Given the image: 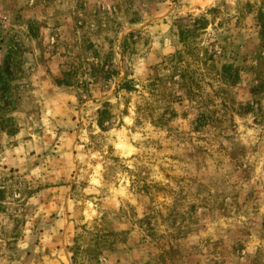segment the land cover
I'll list each match as a JSON object with an SVG mask.
<instances>
[{
  "label": "rangeland",
  "instance_id": "obj_1",
  "mask_svg": "<svg viewBox=\"0 0 264 264\" xmlns=\"http://www.w3.org/2000/svg\"><path fill=\"white\" fill-rule=\"evenodd\" d=\"M0 264H264V0H0Z\"/></svg>",
  "mask_w": 264,
  "mask_h": 264
}]
</instances>
